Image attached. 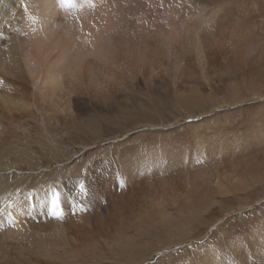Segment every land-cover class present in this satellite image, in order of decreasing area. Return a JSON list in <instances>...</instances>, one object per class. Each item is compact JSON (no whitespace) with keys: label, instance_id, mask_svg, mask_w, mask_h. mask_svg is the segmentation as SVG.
I'll return each instance as SVG.
<instances>
[{"label":"bare ground","instance_id":"obj_1","mask_svg":"<svg viewBox=\"0 0 264 264\" xmlns=\"http://www.w3.org/2000/svg\"><path fill=\"white\" fill-rule=\"evenodd\" d=\"M153 253L264 264V0H0V264Z\"/></svg>","mask_w":264,"mask_h":264},{"label":"rangeland","instance_id":"obj_2","mask_svg":"<svg viewBox=\"0 0 264 264\" xmlns=\"http://www.w3.org/2000/svg\"><path fill=\"white\" fill-rule=\"evenodd\" d=\"M248 105H251V103L250 104H248ZM247 105V106H248ZM65 162V161H64ZM54 164V167H56V166H58L59 164L58 163H53ZM211 231H213V233L215 232V229L214 230H208V234H211L212 232ZM205 238V237H204ZM201 241H206V240H201ZM198 242H200V240L198 241L197 240V242L195 243V245H193V246H196V244L198 243ZM188 243H191V242H188ZM179 244V245H172V253H174V255L176 254V253H179L180 252V250H182V251H184L185 252V250H188V249H192V247L193 246H190L189 244ZM177 246V247H176ZM179 247V248H178ZM183 247V248H182ZM182 248V249H181ZM179 249V250H178ZM178 250V251H177ZM188 251H191V250H188ZM155 253H153V254H150V255H148L147 257H146V259H145V262H147V263H149L151 260H153L152 261V263H154L155 262V264H156V262L160 259V257H155ZM141 263H143V262H141ZM141 263H139V264H141Z\"/></svg>","mask_w":264,"mask_h":264},{"label":"snow or ice","instance_id":"obj_3","mask_svg":"<svg viewBox=\"0 0 264 264\" xmlns=\"http://www.w3.org/2000/svg\"><path fill=\"white\" fill-rule=\"evenodd\" d=\"M50 207L54 214L59 213V215H54V216L59 217L63 215L62 209L60 211H57V209H60V195L56 191H53L51 195Z\"/></svg>","mask_w":264,"mask_h":264}]
</instances>
